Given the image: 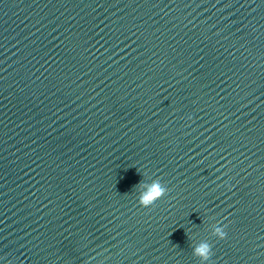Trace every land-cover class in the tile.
<instances>
[{
  "label": "clouds",
  "instance_id": "obj_1",
  "mask_svg": "<svg viewBox=\"0 0 264 264\" xmlns=\"http://www.w3.org/2000/svg\"><path fill=\"white\" fill-rule=\"evenodd\" d=\"M165 193V188L162 187L159 183H154L150 191L142 196L140 201L141 206L149 207L151 204L155 203L156 200L160 199ZM214 235L220 239L225 238L226 233L223 229L218 228L216 229ZM193 254L197 256L202 264L205 261H208L209 258L212 256V246L208 243H201L193 249Z\"/></svg>",
  "mask_w": 264,
  "mask_h": 264
}]
</instances>
